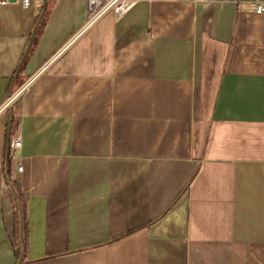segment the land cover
I'll use <instances>...</instances> for the list:
<instances>
[{
    "label": "crops",
    "instance_id": "1",
    "mask_svg": "<svg viewBox=\"0 0 264 264\" xmlns=\"http://www.w3.org/2000/svg\"><path fill=\"white\" fill-rule=\"evenodd\" d=\"M257 1L0 3V264H264Z\"/></svg>",
    "mask_w": 264,
    "mask_h": 264
},
{
    "label": "built area",
    "instance_id": "2",
    "mask_svg": "<svg viewBox=\"0 0 264 264\" xmlns=\"http://www.w3.org/2000/svg\"><path fill=\"white\" fill-rule=\"evenodd\" d=\"M9 0H1L0 3H7ZM22 7H28L32 0H15ZM139 0H86V14L84 28L95 23L99 18L111 11L116 18L122 17L126 14ZM256 14L264 13V0L256 2ZM9 97L8 101H10ZM2 107L4 109L8 104ZM21 138L19 134L15 135L8 143V155L16 165L15 170L21 172L23 167L20 159L15 156V152L21 148Z\"/></svg>",
    "mask_w": 264,
    "mask_h": 264
},
{
    "label": "trees",
    "instance_id": "3",
    "mask_svg": "<svg viewBox=\"0 0 264 264\" xmlns=\"http://www.w3.org/2000/svg\"><path fill=\"white\" fill-rule=\"evenodd\" d=\"M47 18V12L44 11L43 5H41L39 7V11L38 14L36 16V21H38V30L37 32H40L42 27L45 24V20ZM35 38L32 41V46L33 44H35L36 42ZM9 158V157H8ZM9 164V161L7 162ZM8 170L6 171V179L8 182V186H9V198L12 202V206L14 209V216H15V220H16V226L18 227V237L16 240V255L19 256V252L21 254H23L24 252V246L26 243V235H27V228H26V205L24 202V199L22 197L21 191H20V187L18 186V184L12 179L11 177V172L9 169V166L7 168ZM19 230H21V236L19 234ZM20 254V256H21Z\"/></svg>",
    "mask_w": 264,
    "mask_h": 264
},
{
    "label": "rangeland",
    "instance_id": "4",
    "mask_svg": "<svg viewBox=\"0 0 264 264\" xmlns=\"http://www.w3.org/2000/svg\"><path fill=\"white\" fill-rule=\"evenodd\" d=\"M11 97V99H10V101H8V103L7 104H9V103H12V101L14 102V96L12 95V96H10ZM16 97V96H15Z\"/></svg>",
    "mask_w": 264,
    "mask_h": 264
},
{
    "label": "water",
    "instance_id": "5",
    "mask_svg": "<svg viewBox=\"0 0 264 264\" xmlns=\"http://www.w3.org/2000/svg\"><path fill=\"white\" fill-rule=\"evenodd\" d=\"M9 1H13V0H9Z\"/></svg>",
    "mask_w": 264,
    "mask_h": 264
}]
</instances>
